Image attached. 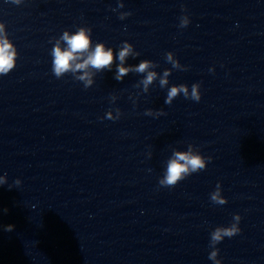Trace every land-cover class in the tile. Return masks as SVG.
<instances>
[{
	"label": "water",
	"instance_id": "obj_1",
	"mask_svg": "<svg viewBox=\"0 0 264 264\" xmlns=\"http://www.w3.org/2000/svg\"><path fill=\"white\" fill-rule=\"evenodd\" d=\"M0 22L17 51L0 75V264H215L213 252L264 264V0H0ZM79 26L92 29L89 50L113 53L110 69H86L88 88L74 79L85 70L52 72L54 38ZM145 60L147 91V71H131ZM118 65L130 69L120 80ZM193 83L199 102L165 103ZM190 144L211 161L160 186ZM217 182L224 205L210 200ZM234 214L240 232L210 246Z\"/></svg>",
	"mask_w": 264,
	"mask_h": 264
},
{
	"label": "clouds",
	"instance_id": "obj_2",
	"mask_svg": "<svg viewBox=\"0 0 264 264\" xmlns=\"http://www.w3.org/2000/svg\"><path fill=\"white\" fill-rule=\"evenodd\" d=\"M12 3L19 5L22 3V0H11ZM119 8H123V3H118ZM116 11V9H113ZM131 15L130 12H121L119 13V18L121 20L125 19L127 16ZM190 23L187 15H182L180 17L179 27L185 28ZM92 29L90 27L79 26L69 35L68 30H64L58 38L55 39L52 49L50 50V55L52 57V72L54 76L59 79L65 73H75L77 70H85L83 75L79 77H74V79L84 81V87L88 88L92 84L91 73L86 71L89 66L96 69L97 71L109 68L113 61V53L109 48L105 50L102 44L97 43L93 50L90 49V40ZM61 42L66 44V47H61ZM132 52V47L130 44L125 43L122 47V50L118 53V59L121 64H123L125 57ZM135 56V53H133ZM17 58V51L9 43L8 35L5 31V24L0 22V75H7L15 67V62ZM167 62L172 64L173 68H178L180 70H187L186 66H182L173 59V53H166ZM153 67L147 60L139 63V66L131 69L136 73H145L147 69ZM118 70L115 76L116 80H120L130 69L117 66ZM210 72L213 71L212 68L209 69ZM165 77L168 76V72L164 73ZM156 74L152 71H147L146 78L142 81L145 91L147 87L152 83ZM167 81L165 79L160 80V86L163 87ZM200 84L193 83L191 85V91L185 87L184 84H180L178 87L173 86L167 93V99L165 100L166 104H171L173 98L182 94L185 99H191L192 101L199 102L201 99V93L199 91ZM116 116H111L109 112L106 119L117 120L120 118L121 112L120 109H115ZM145 115L159 117L164 115L163 111H157L153 113L151 110H145ZM150 157V154H149ZM212 159L211 156H203L198 148H195L192 144L189 145L187 152L176 151L173 156L169 159L167 163L166 172L163 175V178H159L158 183L162 187L172 188L180 181L184 180L186 177L192 173L203 171L206 168V164ZM6 176L0 175V185L6 184ZM21 181L16 179L14 184L19 186ZM11 189L12 185L8 186ZM210 200L218 205H224L226 203V198L221 196V186L217 182L215 191L210 193ZM6 212L7 209H4ZM241 217L239 214H234L233 221L230 226L217 227L213 232L210 233V246H213L221 242L225 237L231 238L232 236L240 232L239 222ZM13 225L9 224L4 227L5 231H12ZM209 259L213 260L215 264H221L220 260H216V252H213Z\"/></svg>",
	"mask_w": 264,
	"mask_h": 264
}]
</instances>
